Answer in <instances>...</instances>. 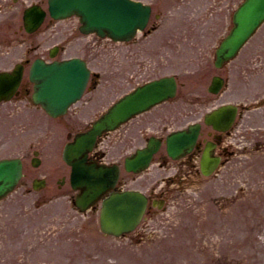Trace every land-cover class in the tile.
I'll list each match as a JSON object with an SVG mask.
<instances>
[{
	"label": "rangeland",
	"instance_id": "1",
	"mask_svg": "<svg viewBox=\"0 0 264 264\" xmlns=\"http://www.w3.org/2000/svg\"><path fill=\"white\" fill-rule=\"evenodd\" d=\"M140 1L157 5L164 20L147 37L139 34L135 43L83 36L76 18L59 23L54 32L45 27L32 38L45 42L56 34L47 46L63 43V57H84L102 74L107 101L92 115L136 86L170 75L178 78L179 94L164 108L189 110L191 104H200L208 109L245 97L248 103L259 99L264 71L261 74L255 61L264 59V26L237 59L221 70L214 67L215 51L243 0ZM35 3L47 8V0H0L5 7L0 12V40L3 33L24 40L22 10ZM7 21L13 25L3 29ZM27 45L25 41L19 53ZM249 69L259 70V75L246 73ZM245 73L252 78L246 85ZM214 75L230 80L220 96L208 93ZM16 104L0 105V159L15 156L24 161L19 187L0 203V264H264V108L247 112L249 123L239 128L238 155L225 171L173 190L164 210L150 215L135 232L113 238L101 233L99 212L81 214L72 204L70 169L60 165L66 129L43 111L18 109ZM35 151L42 160L38 168L31 165ZM169 175L151 169L133 186L147 191ZM63 177L65 184L58 186ZM36 178L48 179L49 187L33 191ZM43 195L51 199L39 204Z\"/></svg>",
	"mask_w": 264,
	"mask_h": 264
},
{
	"label": "water",
	"instance_id": "2",
	"mask_svg": "<svg viewBox=\"0 0 264 264\" xmlns=\"http://www.w3.org/2000/svg\"><path fill=\"white\" fill-rule=\"evenodd\" d=\"M49 3L53 17L64 18L77 14L81 16L86 32L95 31L100 36L117 40L129 39L137 28L144 27L149 16L148 9L129 0H50ZM43 15L38 7L29 9L25 14L27 29L33 30ZM262 21L264 0H246L234 15L235 27L218 50L216 64L221 66L225 60L233 58ZM89 73L86 63L79 59L50 65L36 62L31 72V80L36 83L34 102L41 104L53 116L63 114L81 96ZM18 82L19 80L8 78L6 74H0V100L10 98ZM217 85H220V81ZM175 87L173 79L165 78L138 88L113 107L92 130L78 136L73 144L67 146L64 158L73 166L72 185L81 190L77 205L82 210L93 204L116 181L114 169L103 168L87 161L88 151L91 150L97 135L172 96ZM224 110L233 116V108L228 106ZM207 122L210 123L209 119ZM213 123L218 128L217 122ZM191 133L187 136L183 134L170 137V154L175 156L182 149H189L195 141L197 129L192 128ZM179 138L181 142L173 144L174 140ZM151 153L148 151L145 159H148ZM209 162V158L205 156L204 168L209 166ZM21 175L19 160L0 161V198L14 188ZM144 209L145 199L138 193L111 197L104 202L102 210L103 230L115 235L132 230L139 222Z\"/></svg>",
	"mask_w": 264,
	"mask_h": 264
},
{
	"label": "flooded vegetation",
	"instance_id": "3",
	"mask_svg": "<svg viewBox=\"0 0 264 264\" xmlns=\"http://www.w3.org/2000/svg\"><path fill=\"white\" fill-rule=\"evenodd\" d=\"M37 49H39V47H36L35 44L28 47L24 58L21 59L23 61L22 65L24 66V73L30 62L34 59H37ZM41 58L47 59L45 55L41 56ZM10 59L14 60L13 57L10 58L0 56L1 67L2 65H4L0 69L8 70V68L10 67L8 65L15 66V61H12V63H10ZM29 95V86L23 84L21 85L19 93L15 99L20 101H29ZM261 104L264 105V101H262ZM78 115L79 111H74L73 114H71V117H69V120L66 121L65 125L69 127L73 124L75 125L76 123H78L79 120H76V117ZM180 116L187 117L188 115L179 114L178 111L174 109L165 112H155L151 116L145 119H140L137 123L130 125L123 132H119L118 134H106L99 139L98 147L93 154V158L97 159L100 162H118L117 158L115 157H112V160H110L107 157L106 151H104L103 145H105L107 141H110L115 145L114 148H122V151L125 152V161V159L132 154V148L136 147L135 149H137V147L140 146L139 143L142 140L146 141L144 143L147 144V140L149 139L147 138V135L149 132L152 133L150 136L153 135V137H155L157 140L164 142V139L170 131L178 129V126L175 125H177L181 121ZM242 117L243 114L238 116L239 120L242 121ZM237 139L238 134L234 130V127L227 133L216 132L211 127L204 128L202 129L201 136L196 147L186 157L178 161H174L169 158L164 148L161 147L160 151L153 158V165L157 166L159 170H174L175 179H169V181H173V183L178 182V186L182 187L185 181L188 182L193 176L201 175L199 162L203 150L205 149L207 144H210V146L213 148V154L221 158L222 167H225L230 159L234 156L235 152L233 149V143ZM116 145H118V147ZM222 167L220 168V170L222 169ZM129 181L130 177H121L118 190H125L128 187ZM167 192L168 189L162 188L160 193L156 194L157 196H154L155 192L150 194L149 203L153 204L155 202L157 204H164L167 199Z\"/></svg>",
	"mask_w": 264,
	"mask_h": 264
}]
</instances>
